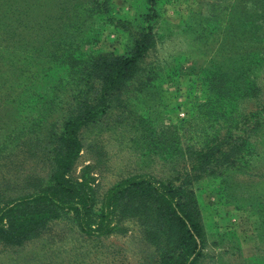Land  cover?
Returning <instances> with one entry per match:
<instances>
[{
	"label": "rangeland",
	"instance_id": "1",
	"mask_svg": "<svg viewBox=\"0 0 264 264\" xmlns=\"http://www.w3.org/2000/svg\"><path fill=\"white\" fill-rule=\"evenodd\" d=\"M147 24L127 89L91 94L93 62L129 53ZM58 167L92 197V228L113 186L150 177L192 190L193 264H264V0H0V206ZM144 213L119 205L96 235L64 211L15 243L0 236V264H161L176 230Z\"/></svg>",
	"mask_w": 264,
	"mask_h": 264
},
{
	"label": "trees",
	"instance_id": "2",
	"mask_svg": "<svg viewBox=\"0 0 264 264\" xmlns=\"http://www.w3.org/2000/svg\"><path fill=\"white\" fill-rule=\"evenodd\" d=\"M150 2L153 6L154 0ZM155 16L152 8L146 18L151 20ZM153 38L152 26L147 24L135 33L129 53L105 54L95 60L91 76L99 83L89 88L91 94L102 98L113 92L125 91L127 81L138 71V64L153 42ZM69 124L68 140L76 149L78 141L73 134L75 124L78 122ZM72 154L73 151L70 150L60 165L67 166ZM193 203L192 190L186 189L183 184L174 185L150 177L132 176L110 189L100 210L101 220L96 228H92L90 223L92 197L64 178L58 167L52 172L51 182L40 192L1 203L0 236L7 244L15 243L19 238L22 239L24 234L34 232L40 224L59 216L64 211L74 213L82 232L103 235L113 230L109 223L119 205L135 204L145 210L144 214L148 218L146 225L167 236L176 230L173 245L163 247L161 264H193L200 254L202 240V227L192 212ZM32 226H35L33 230Z\"/></svg>",
	"mask_w": 264,
	"mask_h": 264
},
{
	"label": "built area",
	"instance_id": "3",
	"mask_svg": "<svg viewBox=\"0 0 264 264\" xmlns=\"http://www.w3.org/2000/svg\"><path fill=\"white\" fill-rule=\"evenodd\" d=\"M181 114H183V113H181Z\"/></svg>",
	"mask_w": 264,
	"mask_h": 264
}]
</instances>
